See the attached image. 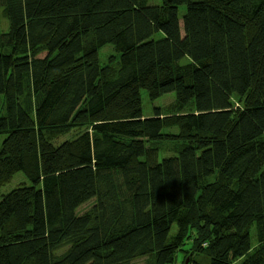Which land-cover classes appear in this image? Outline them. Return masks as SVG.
Here are the masks:
<instances>
[{
  "label": "trees",
  "instance_id": "1",
  "mask_svg": "<svg viewBox=\"0 0 264 264\" xmlns=\"http://www.w3.org/2000/svg\"><path fill=\"white\" fill-rule=\"evenodd\" d=\"M0 16V188L29 181L0 198V264H264V0H0ZM141 90L175 101L143 118Z\"/></svg>",
  "mask_w": 264,
  "mask_h": 264
},
{
  "label": "rangeland",
  "instance_id": "2",
  "mask_svg": "<svg viewBox=\"0 0 264 264\" xmlns=\"http://www.w3.org/2000/svg\"><path fill=\"white\" fill-rule=\"evenodd\" d=\"M0 25H1V29L4 31L7 24H6V21L3 19L2 16H0ZM114 54L115 53L112 50V46L110 44L105 45L103 47V49L100 50V52H99L100 63L106 64L108 57L114 56ZM140 99H141L142 117L143 118H149L153 115L155 109L166 112L164 110H167L168 108H170L173 105V103L175 101V96L172 92H168V93L162 95L161 97L157 98L156 100L150 101L146 95V92L141 90L140 91ZM78 129L79 128L72 129L68 135H65V136L57 139L56 143H60L61 141H64L66 139L71 140L72 138L76 137L82 131V130H78ZM163 132L168 133V134H175L177 132V129H175V128H172L170 130L167 129V130H164ZM172 147L173 146L170 143L163 144L160 147L161 152H159V154H158V159L161 160L166 155H169ZM21 185L28 186L29 181L21 173H17L12 177V179L5 186L0 188V198H1V196L6 195L10 191H12L13 189H15L16 187L21 186ZM85 207H86V205L82 206L79 209V211L83 210ZM251 231L252 232H250L242 241L239 256H242L243 254L250 251V249L252 247H254L256 244L255 239H254L253 230H251ZM183 257H184V255H183ZM179 258L181 259L182 257L179 256ZM188 259L189 258L187 257L183 263L188 264ZM86 263H87V260L84 258H81L73 264H86Z\"/></svg>",
  "mask_w": 264,
  "mask_h": 264
}]
</instances>
